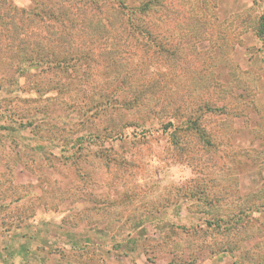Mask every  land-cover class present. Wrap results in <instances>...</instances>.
<instances>
[{
    "label": "rangeland",
    "instance_id": "374dc122",
    "mask_svg": "<svg viewBox=\"0 0 264 264\" xmlns=\"http://www.w3.org/2000/svg\"><path fill=\"white\" fill-rule=\"evenodd\" d=\"M137 3L0 0V264H264V0Z\"/></svg>",
    "mask_w": 264,
    "mask_h": 264
},
{
    "label": "trees",
    "instance_id": "16d2710c",
    "mask_svg": "<svg viewBox=\"0 0 264 264\" xmlns=\"http://www.w3.org/2000/svg\"><path fill=\"white\" fill-rule=\"evenodd\" d=\"M162 2L163 0H138L137 7L134 6L128 11L124 12L126 14L125 20H127L126 24H128L130 27H132L133 32H138L135 30H138L140 27H136V22L139 24H144V21L147 20V18L150 16L152 13V10L155 8H162ZM137 20V21H136ZM149 21V20H148ZM140 26V25H139ZM149 29L143 28L141 32L142 36H145L146 39H150L151 42H153L154 37H151V35L148 33ZM139 32V33H140ZM155 41V40H154Z\"/></svg>",
    "mask_w": 264,
    "mask_h": 264
}]
</instances>
